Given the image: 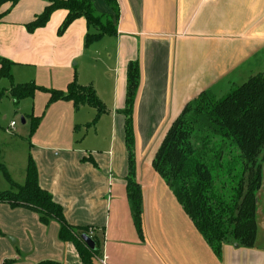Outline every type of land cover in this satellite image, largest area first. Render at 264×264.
I'll list each match as a JSON object with an SVG mask.
<instances>
[{"label": "crops", "instance_id": "crops-1", "mask_svg": "<svg viewBox=\"0 0 264 264\" xmlns=\"http://www.w3.org/2000/svg\"><path fill=\"white\" fill-rule=\"evenodd\" d=\"M117 1V33L90 46L84 17L60 33L68 11L58 9L30 30L47 0L0 3V57L13 63L12 80L0 77L2 99L12 98V84L66 91L76 77L94 86L108 110L88 127L94 107L51 103L49 92L36 91L15 105L22 125L0 122V191L26 182L31 157L40 186L62 206L67 223L89 228L101 244L100 255L85 263L72 242L60 239L58 220L44 223L31 209L0 203V264H103V258L106 264H264V248L225 244L217 256L152 165L162 137L189 101L264 67V0ZM92 3L99 14L116 18L106 0ZM132 61L140 67L133 126L143 238L127 195L122 110Z\"/></svg>", "mask_w": 264, "mask_h": 264}, {"label": "trees", "instance_id": "trees-1", "mask_svg": "<svg viewBox=\"0 0 264 264\" xmlns=\"http://www.w3.org/2000/svg\"><path fill=\"white\" fill-rule=\"evenodd\" d=\"M8 0H0L5 2ZM13 3L19 0H10ZM44 12L28 25L30 30L44 26L51 14L65 9L68 15L60 28L64 32L77 18L87 20L89 32L85 45L90 46L106 35L117 33L120 16L117 0H106L116 13L99 14L92 0H47ZM13 63L0 57V77L12 80ZM140 85V67L137 61L128 65L125 134L129 157L127 195L135 226L143 238V193L136 179L135 131L133 110ZM36 91L50 93V102L73 101L76 108L89 105L97 110L96 118L88 127H94L108 112L92 85H81L77 78L67 90L46 89L34 82L12 84L10 95L17 105L32 97ZM4 93L0 92V101ZM34 118V117H33ZM39 120L34 119L32 132ZM193 136L198 143L193 142ZM215 139L220 145L212 147ZM264 71L235 86L222 98L212 89L202 91L189 101L180 115L171 123L153 158V168L164 179L177 201L204 236L217 256L225 244L251 247L256 238V194L262 185L264 167ZM235 151V153H234ZM1 166V165H0ZM2 167V166H1ZM0 203L13 208L26 207L39 213L44 223L56 219L61 228L59 237L72 242L85 263L100 255L98 238L91 237L89 228H74L64 216L63 208L39 184L35 162L30 157L26 182L13 183V188L0 191ZM90 236L95 248L88 246L83 236ZM38 264H59L42 261Z\"/></svg>", "mask_w": 264, "mask_h": 264}, {"label": "rangeland", "instance_id": "rangeland-1", "mask_svg": "<svg viewBox=\"0 0 264 264\" xmlns=\"http://www.w3.org/2000/svg\"><path fill=\"white\" fill-rule=\"evenodd\" d=\"M256 71L252 70V72H242V74L238 75L233 82L225 84L223 87H220L218 89H212L215 92V96L217 98L224 97L227 93H229L235 86L240 85L248 80L251 76H254L258 72L264 71V67L258 66ZM16 104L13 103V99L10 97H5L0 102V122L3 123H10L14 120L18 122L19 125H22V116L15 113V106ZM13 120V121H12ZM168 130V129H167ZM166 134V132H165ZM164 134V135H165ZM164 137V136H163ZM162 137V139H163ZM161 139V142H162ZM160 142V144H161ZM193 142L198 143L197 138L193 136ZM159 144V145H160ZM220 139H215L212 147L216 148L220 145ZM159 145L157 146L156 150L158 149ZM264 152V150H263ZM156 153V151H155ZM235 153V151H234ZM262 166L264 167V161L262 162ZM263 180L261 188L258 190L256 194V238L255 242L251 247H245V248H264V169L262 174ZM231 244H234L233 242ZM236 246H239L238 244H235ZM241 247V246H240Z\"/></svg>", "mask_w": 264, "mask_h": 264}, {"label": "water", "instance_id": "water-1", "mask_svg": "<svg viewBox=\"0 0 264 264\" xmlns=\"http://www.w3.org/2000/svg\"><path fill=\"white\" fill-rule=\"evenodd\" d=\"M23 122H24V120H23ZM83 238H84V240L86 241V243L88 244L89 247H91L92 249L95 248V242L90 236L84 235Z\"/></svg>", "mask_w": 264, "mask_h": 264}, {"label": "built area", "instance_id": "built-area-1", "mask_svg": "<svg viewBox=\"0 0 264 264\" xmlns=\"http://www.w3.org/2000/svg\"><path fill=\"white\" fill-rule=\"evenodd\" d=\"M11 126H12V127L15 126V122H14V121L11 123ZM102 263H103V264H106L105 258H103Z\"/></svg>", "mask_w": 264, "mask_h": 264}]
</instances>
